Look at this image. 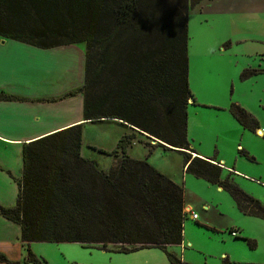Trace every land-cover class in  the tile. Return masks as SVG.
Listing matches in <instances>:
<instances>
[{
	"label": "trees",
	"instance_id": "1",
	"mask_svg": "<svg viewBox=\"0 0 264 264\" xmlns=\"http://www.w3.org/2000/svg\"><path fill=\"white\" fill-rule=\"evenodd\" d=\"M202 1L0 0V38L43 50L84 45L83 85L66 96L83 95L85 123L113 122L129 131L112 152L98 151L117 160L108 170L81 156L83 124L23 144L16 203L0 206V216L20 228L24 264H47L30 251L32 243L104 251L111 246L121 254L155 248L169 264H187L167 251L182 242L183 188L146 160L130 158L133 141L148 155L156 147L181 154L186 174L228 193L243 215L264 220V204L230 175L222 179L217 162L191 155L187 107L195 101L188 82V13ZM259 74L264 70L245 69L239 77ZM228 111L243 128L258 129L240 105L232 103ZM152 139L158 142L151 145ZM0 263L10 262L0 255Z\"/></svg>",
	"mask_w": 264,
	"mask_h": 264
},
{
	"label": "crops",
	"instance_id": "2",
	"mask_svg": "<svg viewBox=\"0 0 264 264\" xmlns=\"http://www.w3.org/2000/svg\"><path fill=\"white\" fill-rule=\"evenodd\" d=\"M228 2L229 0H203L195 8L190 10L188 13L189 35H192L193 27L199 26V30L202 29L204 24L208 23L210 18L213 16H224L226 14H230L234 7L228 5ZM210 5H216L214 11L210 10V7H208ZM191 13H193V17H191ZM192 37L193 36H191L188 41V61L190 60V53L192 52L193 58L197 62L201 63L205 61H211L210 57L213 58L226 56V53L233 51L232 46H237L236 44L240 43L238 40L235 42L229 40L209 41L204 37L193 41ZM1 45H6L4 49L8 50V53L0 49V95L12 96L20 100H0V142L8 147L17 148L18 157L20 159L19 169L21 175L23 167V144H28L44 136L77 124H83V140L85 128L92 125L91 123H85L83 121L82 94L76 93L74 96H66L69 92L75 91L83 85L85 48L82 49V51H72L74 50L71 49L73 45L53 48L60 49L58 50L61 51L60 54H65L67 52L70 53V51L75 55L78 52L80 55L82 53V64L71 59L65 68H50L55 70L53 71L55 75L59 73L60 78H66L69 81L76 79V82H74L76 84L74 87L67 90L59 89L50 91V88L53 87L54 82L51 84H46V82L49 81L45 80L49 79L44 76L42 74L43 71L40 70V78L43 79L40 84H42V86H47V89H45V92L47 93L42 92L39 94V92H31L32 89L28 87L30 86L29 84H31L28 77H32V73H36L38 71L37 68L33 67L32 63H29V58H32V55L39 53L38 50L43 49H38L16 41H2ZM39 54L43 56V53ZM78 57L79 56L77 54V58ZM234 57H236V55H234ZM210 64L212 63H209L208 65ZM213 65L215 66V63ZM244 67L245 69H256L253 68L254 66L252 67L250 65H245ZM259 70L262 69L259 68ZM68 72L71 74V77H68ZM252 77L264 79V74H259ZM235 78L233 77L231 80H229L233 88L235 86ZM203 79L204 77L201 69L199 71L198 69L196 70L192 79H190L188 75L189 89L195 101V104H192V100H190L187 107V139L190 143L191 149L194 151L191 153V155L201 159L209 158L212 161L217 162L222 168V179L230 175L233 181L241 189H243L244 192L247 194L249 193L248 195L251 194L253 197H257V199H259L258 196L262 195V191H256L255 188L246 185L244 182L255 184L261 190H264V182L260 178V176L263 177V175L259 174V177H253L246 174L241 169L244 168L246 170H253L254 166H256L257 162L259 161L258 152L260 150L264 151V106L263 104H260V109L255 108L254 110L247 104H243L238 97L235 99L233 98V101L237 102L238 105L244 108L257 120L258 129L253 133L240 126L229 113L228 108L233 102H230V99H228L226 90V97H224V90L221 89L224 87H218L217 85L210 87L206 86V84L200 86V84L203 82ZM257 82H260V80H257L256 83ZM35 84L37 86V83ZM49 86L51 87L49 88ZM259 101L262 103L261 99H259ZM47 108H49L50 111H47ZM39 109L41 110L39 111ZM254 140H256L255 142H258L257 145L258 147H261V149H256L253 147L252 144L254 143ZM136 143L141 146L143 145L137 141H134L132 146ZM150 144L155 145L151 142ZM238 151L246 152L247 155L253 160L247 159L246 157L240 155ZM81 156L85 158L82 149ZM0 157L1 159L3 158L2 153H0ZM115 160L116 159L112 157V161L107 166L111 167ZM135 160L144 159L137 158ZM93 161L95 160L93 159ZM1 168H3V166L0 163V169ZM103 169L105 170L107 168ZM183 171L184 168L182 167V172ZM7 172L11 175L9 171ZM165 176L170 179V176ZM20 179L21 176L18 178V180ZM170 180L183 188L185 217L183 221L181 245L168 246L167 251L169 253L175 255L180 259L181 262L186 263V252H183L186 248L183 246H190V240L186 236H188V233L192 232V230L197 231L204 228L208 232L209 230H212L215 234H224L225 231L228 230V234H230V236L233 238V241L240 240L237 239V237H242L241 234L245 229L243 225L248 226L251 221H246V219H244L248 218L249 216H245L237 211V207L235 208L236 205L233 204L227 195H223L225 193L221 188L209 184L204 180L196 179L193 176H191L189 179L185 177L184 186L183 184H178L172 179ZM245 186H248V189ZM215 196L220 205L229 212L225 216V219L228 221V224L225 228L215 226L212 222V219L210 218L212 215L210 214L211 206L212 208H215L219 205H213L216 203V201L212 197ZM0 204L6 208H11L1 202ZM196 211L198 213H196ZM191 213L197 215L196 220L191 219ZM231 233H235V236H232ZM20 247L22 248L23 245L20 241L19 226L0 216V255H4V257L10 262L23 264V259L21 260V254H19L18 258H10L8 256L9 254L11 255L16 253V251L18 252V250L20 252ZM109 247L111 248V246ZM178 247H183L181 251L183 255L182 258L177 254L179 253V249H177ZM142 250L153 251H150L151 253L148 255H143L141 259L137 260V262L135 259H127L129 261H127L125 264H169L165 254L162 253L163 255H158L159 253H154V250L162 252L161 250L155 248ZM222 257V260L229 259V257H227L225 254H223ZM228 262L230 264L229 260Z\"/></svg>",
	"mask_w": 264,
	"mask_h": 264
},
{
	"label": "rangeland",
	"instance_id": "3",
	"mask_svg": "<svg viewBox=\"0 0 264 264\" xmlns=\"http://www.w3.org/2000/svg\"><path fill=\"white\" fill-rule=\"evenodd\" d=\"M228 5L234 7L230 14H226L224 16H213L200 30L199 26L193 27L192 35H189L188 33V38L193 36V41H196V39H200L201 37H204L209 41L229 40L235 42L238 40L240 43L236 44L237 46H232L233 51L226 53V56L210 57L211 61H205L203 63L197 62L193 58L191 52L190 60L188 61L189 77L192 79L196 70L198 69L199 71L201 69L204 79L200 86L206 84V86L210 87L213 85L224 87L221 88L224 90V97H226L227 93L230 102L238 104L233 101V98L235 99L238 97L243 104H247L250 108L254 110L255 108L260 109V104H263L264 106V79L250 77L245 80H240L239 76L245 69V65L254 66L253 68H260L264 70V0H229ZM208 7H210L211 11H214L216 5H210ZM191 17H193V13H191ZM0 41L1 45L2 41L12 40L0 39ZM5 47L6 45H1L0 49L8 53V50L4 49ZM71 49H74L72 51H82V49H84V45H73ZM58 50L60 49L38 50L39 53H43V56L37 53L32 55V58H29V63H32L33 67L38 69L36 73H32V77H28L31 83L28 87L32 89L31 92H39V94L42 92L47 93L45 92L47 86H42V84H40L43 80L40 78V70H42V74L49 79L45 80L49 81L46 82V84L54 82L52 88L49 86L50 91L59 89L67 90L75 86L76 83L74 82H76V79L69 81L66 78H60L59 73L55 75L53 72L55 70L50 68H65L71 59L82 64V53L80 55L78 52L75 55L70 51V53L67 52L65 54H60L61 51ZM77 54L79 56L78 58ZM234 55H236V57H234ZM209 63L212 64L208 65ZM214 63L215 66L213 65ZM67 75L68 77H71L69 72ZM233 77H236L234 88L232 87L231 82H229V80ZM256 79L260 80V82L256 83ZM35 83H37V86ZM259 99L262 100V103H260ZM40 110L41 109H39V111ZM46 110L50 111L49 108ZM127 133H129V131L126 128L113 122H102L87 126L83 133L84 138L82 140L81 148L85 158L94 159L100 167L107 168L105 170L114 167L117 160L114 161L111 167L107 166L112 161V156L102 154L98 151L102 150L106 153L112 152L115 149L121 135ZM137 139L145 141L144 138L139 136H137ZM255 141L256 140H254V143L252 144L253 147L261 149V147H258L257 145L258 142ZM0 153H2L3 157L2 159L0 157V163L3 166V168L0 169V202L8 207H12L16 203L15 200L18 195L17 181L21 176L19 169L20 159L18 157L17 148L8 147L1 142ZM128 155L132 159L138 158L146 160L153 168L164 175L170 176V179L174 180L178 184H183V186L185 185V177L188 179L191 177L184 171L182 172L183 156L177 152H169L156 147L149 155H147L146 148L143 145L141 146L136 143L130 148ZM236 155L239 156L238 154ZM258 159L259 161L256 166H254L253 170H246L244 168L241 170L253 177H259V174H262L263 177L260 176V178L264 182L263 150L258 152ZM7 171H9L12 176ZM244 183L252 188H255L256 191H262V195L258 196L259 199H257V197H253L251 194L250 195L264 204V190H261L255 184L248 182ZM248 186L245 187L248 189ZM224 193L225 194L223 195H227V197H229L235 205L229 194L226 192ZM212 198L216 201L213 205H219L215 208H212L211 206L210 214L212 215L210 218L215 226L225 228L228 224L225 216L229 212L220 205L216 196ZM0 206L2 205L0 204ZM236 210L238 211L237 208ZM196 213L198 212L196 211ZM244 219L251 222L248 226L243 225L245 229L243 230V233L241 234L242 237L240 238L253 241L255 244L253 249H250L247 242L244 240L233 241V238L230 234H228V230H226L224 234H215L212 230H209L208 232L204 228L197 231L192 230V232L188 233V236H186L190 240V246H183L186 248L183 251L186 252L185 262L187 264H221L223 258L222 255L225 254L229 257L228 260L230 261V264H264V220L254 217ZM29 247L30 251L35 254V256L45 261L47 264H125L129 261L127 259H135L137 262V260L141 259L143 255H148L151 253L150 251H153L140 250L133 252L134 254L126 255L115 253L110 247H107L104 251L101 250L99 246L86 248L78 244L69 243H32ZM183 247L177 248L179 249V253L177 254L181 258L183 257L181 253ZM154 253H159L158 255L164 254L163 252L156 250H154ZM19 254L22 255L21 260H24L27 255L26 247H20V252L18 250V252L16 251V253L11 255L9 254L8 256L10 258H18ZM8 264L16 263L10 262Z\"/></svg>",
	"mask_w": 264,
	"mask_h": 264
},
{
	"label": "built area",
	"instance_id": "4",
	"mask_svg": "<svg viewBox=\"0 0 264 264\" xmlns=\"http://www.w3.org/2000/svg\"><path fill=\"white\" fill-rule=\"evenodd\" d=\"M192 156H193V155H192ZM190 217H191L192 220H196V219H197V215L192 214V213L190 214ZM231 235H232V236H235V233H231Z\"/></svg>",
	"mask_w": 264,
	"mask_h": 264
},
{
	"label": "water",
	"instance_id": "5",
	"mask_svg": "<svg viewBox=\"0 0 264 264\" xmlns=\"http://www.w3.org/2000/svg\"><path fill=\"white\" fill-rule=\"evenodd\" d=\"M156 142H158L156 139H152V141H151V143H153V144H155Z\"/></svg>",
	"mask_w": 264,
	"mask_h": 264
}]
</instances>
